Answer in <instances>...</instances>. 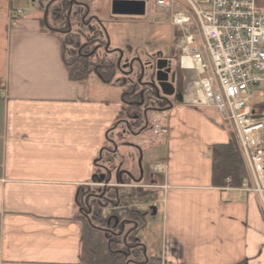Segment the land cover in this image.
Returning <instances> with one entry per match:
<instances>
[{"label":"crops","instance_id":"0c3cea01","mask_svg":"<svg viewBox=\"0 0 264 264\" xmlns=\"http://www.w3.org/2000/svg\"><path fill=\"white\" fill-rule=\"evenodd\" d=\"M256 5L264 10V0ZM13 6L0 0V264H80L78 194L96 186L120 201L122 231L134 227L146 259L264 264V192L211 184L210 148L231 131L217 110L172 100L147 115L166 126L165 139L130 124L124 84L96 74L72 81L61 35L39 14L12 15ZM257 93L264 114V82ZM119 146L139 155L138 176L130 162L104 170L115 168ZM103 148L112 149L111 163L100 159Z\"/></svg>","mask_w":264,"mask_h":264},{"label":"built area","instance_id":"2783aa9c","mask_svg":"<svg viewBox=\"0 0 264 264\" xmlns=\"http://www.w3.org/2000/svg\"><path fill=\"white\" fill-rule=\"evenodd\" d=\"M176 29L181 70L194 71L188 87L195 106L214 107L230 122L246 176L241 190H264V117L250 107L264 81V11L256 0H156ZM17 14H21L17 11ZM161 125L155 135H164Z\"/></svg>","mask_w":264,"mask_h":264},{"label":"rangeland","instance_id":"374dc122","mask_svg":"<svg viewBox=\"0 0 264 264\" xmlns=\"http://www.w3.org/2000/svg\"><path fill=\"white\" fill-rule=\"evenodd\" d=\"M12 3L14 8H20L23 11L24 16L39 14L41 19L44 18L43 15L48 9V26L52 29H60L63 31L66 26L58 25L52 19V9L55 5L59 4L60 9L63 11V15H66L65 25H70V33L68 35L76 34L74 35L76 37L72 40L69 39L68 35L61 36L63 46L65 47L64 59L66 58V60H72L67 55V52H70L71 49L75 50L74 46H69L70 42H78L79 45L84 46L83 44L87 41L94 40L93 30H97L100 33L99 38L96 37L97 39L94 40L95 43L93 42L94 44L90 48L81 52V54L85 55L86 51L91 53L93 51L92 49H96V51H93L94 54L92 61H90L91 59L89 58V63L92 65L93 63H98L101 66H105L104 64L112 60V56H114V60L116 59L118 61L120 73L128 71L132 80H134L136 75H138L139 79L142 80V83L148 80L147 73L150 65L154 64V60H151L150 58H152L159 51H163L166 55L168 54L167 52H171L172 54L174 53L175 58L172 60V66L174 68L177 66V52L174 50V29L169 25L168 15L163 10H160L155 6V0H146L144 15L141 17L113 16L110 8L111 0H12ZM42 20V23H44V19ZM105 42L106 48L104 49ZM115 51H117L118 55ZM76 52L79 53V50H76ZM73 58H75V56ZM152 71L153 66L152 69L150 68L149 74H151ZM110 72L113 71L110 70ZM116 75L117 73L114 74L113 80H123L120 75ZM188 77H190L189 81L187 80L188 82H186L188 86H191L194 81V77L191 76V74H188ZM121 81H119V83H114L120 84ZM181 81L182 84L180 81L177 82L180 90L184 84V81ZM188 95L191 94H187V96ZM261 115L264 116V114ZM151 120H153V118ZM148 134L149 131H144L141 136L149 137ZM129 162L132 164L131 171L138 176L139 171L141 172V168L139 167V155L131 153V151L127 148L121 146L117 147L114 158V163L116 164L114 165L115 168L112 167L111 164H107V168L110 169L109 174L116 171L118 166L125 169ZM90 190V193L95 196H103L105 198L109 197L104 191V187L96 186ZM86 191L87 189L84 192ZM123 194L126 195V191L116 189L115 195L121 197ZM104 199H99V201L102 205H105V209L108 202ZM109 201L110 205L106 208V210L101 211V217L104 218L107 215H111L112 218L125 220L127 214H125L122 210L117 209V211H115L110 209V207L116 208L117 203L120 201L118 199H111V197H109ZM89 204L91 208L95 207L92 206L93 203L91 199L89 200ZM120 212H122L121 215H119ZM132 219H134V217ZM151 220L150 212L148 210V216L145 223L150 222ZM139 223H144V221H140ZM140 236L142 238L145 237V235H142L141 233ZM126 241H128V238ZM149 241L147 243H150ZM125 246L126 245H124V247ZM118 247L122 249L121 244H119Z\"/></svg>","mask_w":264,"mask_h":264},{"label":"trees","instance_id":"16d2710c","mask_svg":"<svg viewBox=\"0 0 264 264\" xmlns=\"http://www.w3.org/2000/svg\"><path fill=\"white\" fill-rule=\"evenodd\" d=\"M52 19L58 25L66 26V15H63V11L60 9L59 4L55 5L52 9ZM56 30L63 34L60 32V29H55L54 31ZM99 36V32L93 35L94 40L96 37L99 38ZM68 37L72 40L76 36L71 34L68 35ZM94 40L87 41L83 44L84 46L74 41L69 43V46H74L75 50L71 49L70 52H67V55L72 60H66L65 58L64 63L72 81H84L90 74H96L104 80H112L113 72H110V70L115 71L113 61L104 62L105 66H101L98 63H93L92 65L89 63V58L91 59L90 61H92V55L90 56L89 51H86V57H80L76 52V50L82 52L88 49L95 43ZM63 50H65V48ZM74 56L75 58H73ZM1 87L2 85L0 84V90ZM126 91L128 94H131L130 96H132L133 100L126 95L128 98L124 99L126 104L125 117L129 118L130 124L136 123L138 126H143L141 128H144L145 120L142 116L140 107L151 104V95L144 93L140 97L138 93L132 94L134 88L131 87L126 88ZM228 136L229 138L226 144H216L210 148L212 162L211 184L212 187L215 188H223L225 186L238 188L241 184V180L245 176L237 141L232 132H229ZM110 151H112V149L103 148L101 150L100 159L111 163L113 156ZM98 171L99 170L96 169L95 178L98 177V173H100V171ZM226 181H228V184ZM90 199L93 203L92 206H95L94 208L90 207ZM99 199L103 198L91 194L90 191H83V193L81 192L78 194L77 202L80 209L79 215L82 225L80 264H158V260L154 258L146 259L143 256L141 245L138 244L133 237L134 227L123 234L122 229L124 223H126L125 221L117 219L116 222L111 215H107L104 218L101 217L100 213L105 205H102ZM127 238L128 241H126ZM119 244H121L122 249L118 247ZM124 245L126 246L124 247Z\"/></svg>","mask_w":264,"mask_h":264},{"label":"water","instance_id":"95a60500","mask_svg":"<svg viewBox=\"0 0 264 264\" xmlns=\"http://www.w3.org/2000/svg\"><path fill=\"white\" fill-rule=\"evenodd\" d=\"M110 8L113 16L141 17L145 11V0H111ZM169 65V62L164 59L156 61L154 69L149 76L150 82L146 84L164 97H172L174 95L172 86L174 75L172 74L169 80ZM176 97L180 99V96L177 95ZM154 214L155 209L152 210V215Z\"/></svg>","mask_w":264,"mask_h":264},{"label":"flooded vegetation","instance_id":"af4514ba","mask_svg":"<svg viewBox=\"0 0 264 264\" xmlns=\"http://www.w3.org/2000/svg\"><path fill=\"white\" fill-rule=\"evenodd\" d=\"M82 23H83V21H82ZM67 26V28L65 29V30H63L62 31V33L64 34V35H68L67 33H70V25L69 24H67L66 25ZM74 35H76V34H74ZM105 47V46H104ZM90 48V47H89ZM93 51L95 50L96 51V49H92ZM168 54L166 55V54H164L163 53V51L161 52V51H159L157 54H155L152 58H150L151 60H154V62H156V61H158V60H160V59H164V60H166V61H168L169 62V64L170 65H172V60L175 58V54L173 53H171V52H167ZM117 55H118V53H116ZM78 56H80V57H86V55H83V54H81V51L79 50V53H78ZM117 61V60H116ZM129 72L128 71H125V73L123 72V75H122V77H123V79L124 80H128V81H130V80H132L131 78H130V76H129ZM136 81L137 80H139V77H138V75H136V77L134 78ZM171 79V77L169 76V80ZM127 81V82H128ZM141 82H142V80H141ZM146 82V81H145ZM175 82V81H174ZM174 87H175V91L177 92V93H179V91H180V89H179V86H178V83L177 82H175L174 84ZM145 88H147V87H145ZM151 91L150 92V94L152 95L151 97V104H153V106L152 107H150V108H153V109H159V107H161V106H166V104L165 103H167V100H166V98H164L163 96H161V95H159L158 93H156L155 91H154V89H151V88H149V89H147V91ZM149 113H147V115H148ZM147 119H148V116H147Z\"/></svg>","mask_w":264,"mask_h":264}]
</instances>
